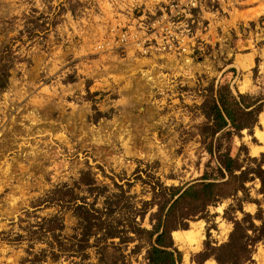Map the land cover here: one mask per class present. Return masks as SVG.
<instances>
[{"label": "rangeland", "instance_id": "obj_1", "mask_svg": "<svg viewBox=\"0 0 264 264\" xmlns=\"http://www.w3.org/2000/svg\"><path fill=\"white\" fill-rule=\"evenodd\" d=\"M206 1L203 7L214 3ZM152 2L0 0V55L10 47L16 56L9 85L0 91V264L97 262L98 236L84 257L66 254L40 262L34 255L48 248L49 235L33 233L37 222L62 219L68 243L79 232L77 204L103 209L110 203L117 228L152 230L157 219L151 218L163 200L161 184L185 189L210 181L218 183L222 195L205 211L186 208L182 201L169 234L160 231L150 241L145 232L123 231L106 242L109 253L115 252L119 264H148L147 249L160 240L181 253L182 264L184 248L171 233L203 221L202 245L190 250L188 264H219L215 256L229 252L251 253V261L242 264H264V238L251 241L262 233L264 221V188L255 174L264 169V150L251 151L261 145L256 129L263 130L264 0L235 3L221 43H204L194 62L181 69H168L161 57L100 45L123 14L131 17L132 10ZM32 13L57 22L44 38L29 36L33 25L26 20ZM242 82L246 90L240 89ZM214 100L236 109L239 127L216 131V121L206 117ZM244 105L251 106L243 112ZM226 154L234 159L237 177L225 170ZM120 192L125 193L121 204L115 197ZM144 201L154 203L145 207ZM128 207L147 209L145 218L120 221ZM189 211L192 217L182 220ZM235 222L242 226L233 242ZM229 242L228 249H219Z\"/></svg>", "mask_w": 264, "mask_h": 264}, {"label": "trees", "instance_id": "obj_2", "mask_svg": "<svg viewBox=\"0 0 264 264\" xmlns=\"http://www.w3.org/2000/svg\"><path fill=\"white\" fill-rule=\"evenodd\" d=\"M60 9H65V7L60 6ZM72 11L74 10L72 9ZM33 12H36V10H33ZM26 21L27 23L30 22L33 25L31 32H29V36H41L42 38L46 36V32L48 31L50 26H53L57 23L56 20L54 21V19L50 21L49 16H45L44 14L35 16L33 13L27 16ZM15 58L16 56L13 55L10 47H6L3 50V53L0 55V91L4 90L9 85L10 68L13 66ZM242 97L243 96L240 95L241 99ZM219 101H222V97H219ZM250 106L244 105L243 112H245L244 110H246ZM211 109L212 110L210 112L206 113V117L208 119L216 121V131L224 129L229 124L235 127H239L236 121L237 112H235V108H230L224 103L219 105V103L214 100ZM238 109H241V107ZM222 161L225 166V170L228 171L230 175H233V177H237L236 174H233L235 172V169L233 167V157L229 154H226ZM225 170L222 167H219V172L223 176H225L226 174ZM243 174H246V172L241 171L239 177L243 178ZM255 174L260 177L262 187L264 188V169L260 166L259 170L255 172ZM203 179H206V176H204ZM160 186V195L161 197H163V200L158 206L155 217L151 218V222H153L154 219H157V223L153 225L152 230L143 228L141 226L131 227L130 225L122 228L123 230H121L113 224L114 218H111V214L114 210L110 207V203L107 202L108 205L105 204L102 209L96 207L94 204L82 202V204H77L74 208L75 214L78 219L76 230H79V232L70 237L72 239L68 243L66 242L68 240L63 239L64 237L61 233L64 229V222L62 219L59 220V218L53 216L50 218H44L42 221L37 222V228L33 231V233L37 234L40 237H42L43 235L47 237V235H49L47 240L45 241L48 245V248H42L39 253L34 255V257L40 260V262L49 256L53 259H58L62 255L66 254H71L73 256L82 253L81 256L84 257L86 255L85 251L87 250V248L92 246V244L90 243L91 238L98 236L96 238V246H99L97 250L98 261L89 262L87 264H119L120 259L115 256V252H113V254L109 253L110 249H112V247H110L109 244L106 243L109 241V239H114L122 235L123 231L127 232V230H133L136 234L145 232L150 237V241L154 237V235L160 231H162L161 234H169V231L175 228V226L171 227V225H169V222L172 221L175 212L178 211L176 207L182 201H187L185 202L187 206L186 208L190 209V207L194 206L196 207V211L203 212L207 209L208 204L212 203L222 195L220 190H217L218 183L212 181L193 183L187 186L185 189L176 188L173 186L168 187L162 184ZM156 189L157 187L155 186L154 190ZM124 196L125 193L122 192L116 195L115 197L118 199L117 203L120 202L121 204ZM154 197L156 196L154 195ZM188 198H190V200H187ZM153 203L151 201H144L143 205L146 207L147 205H151ZM125 209H127V207ZM146 212L147 209L135 208L133 210V207H128L129 214L127 218H124L120 221L137 223V216L135 218V215H140L141 219H144V214ZM193 214L194 213H192L191 211L186 212V214H182V220L191 218ZM241 226L242 222H235V229L231 234V241H237L234 240V233ZM261 231L262 233L260 235L255 236L251 240L253 243L257 242L261 238H264V221L262 223ZM240 240V244H242L243 249V236ZM101 241L105 242V244H100L99 242ZM160 242L161 241L159 240L156 244L151 243L150 247L147 249L146 260L148 264H178V262H180L182 259L181 253L178 250L170 249L169 245L161 244L162 242ZM111 244L115 248V244L113 242ZM230 244L232 243L229 242L227 244H223L219 247V249L226 250L229 248V246H231ZM244 245H247L246 241H244ZM225 255L226 257L224 258L222 256H215L219 264H242L244 262L251 261V253L245 255L244 257L243 255L236 256V254H232L231 252Z\"/></svg>", "mask_w": 264, "mask_h": 264}, {"label": "built area", "instance_id": "obj_3", "mask_svg": "<svg viewBox=\"0 0 264 264\" xmlns=\"http://www.w3.org/2000/svg\"><path fill=\"white\" fill-rule=\"evenodd\" d=\"M213 1L211 6L203 7L206 0H155L150 6L132 10L131 17L123 14L100 45L130 55L164 58L168 69L189 66L204 43H221L230 30H224L230 23L227 15L235 3L243 2Z\"/></svg>", "mask_w": 264, "mask_h": 264}, {"label": "bare ground", "instance_id": "obj_4", "mask_svg": "<svg viewBox=\"0 0 264 264\" xmlns=\"http://www.w3.org/2000/svg\"><path fill=\"white\" fill-rule=\"evenodd\" d=\"M242 56V55H240ZM238 61H242L238 59ZM240 89H245V85H243V82L240 85ZM246 90V89H245ZM260 123L263 125V130L256 129V136L259 138V141L261 143L260 146H250L252 147L251 151L252 154L254 152L257 153L259 150H264V109L260 112L259 115ZM130 137V138H129ZM126 139V144H129L131 142V136H129ZM172 237L174 241L182 248H184V261L182 264H188V256L191 249H197L200 248L202 245L203 239H204V222L198 221L194 222L191 227L187 230H173L172 231ZM183 250V249H182ZM209 261V260H208ZM191 264V263H190ZM209 264H215V261L211 260L209 261Z\"/></svg>", "mask_w": 264, "mask_h": 264}]
</instances>
